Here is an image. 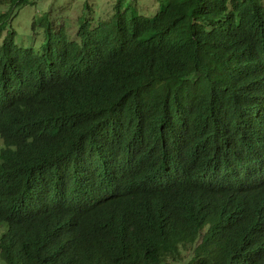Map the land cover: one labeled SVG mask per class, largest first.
<instances>
[{
	"label": "trees",
	"instance_id": "obj_1",
	"mask_svg": "<svg viewBox=\"0 0 264 264\" xmlns=\"http://www.w3.org/2000/svg\"><path fill=\"white\" fill-rule=\"evenodd\" d=\"M123 1L0 0V264H264V0Z\"/></svg>",
	"mask_w": 264,
	"mask_h": 264
},
{
	"label": "rangeland",
	"instance_id": "obj_2",
	"mask_svg": "<svg viewBox=\"0 0 264 264\" xmlns=\"http://www.w3.org/2000/svg\"><path fill=\"white\" fill-rule=\"evenodd\" d=\"M118 0H32L33 5L19 8L16 17L12 22L13 29L17 32L16 44L21 48H39L44 42L43 30L37 28L33 31L32 24L41 15L49 11L57 28L64 25L67 29L69 39L80 41L78 31L79 22L90 21L91 28L98 27L100 21L110 19L114 15V7ZM165 0H124L126 4H132L131 9H136L137 3L139 14L145 17H152L159 10V5ZM89 7V8H88ZM6 7H0V11H6ZM0 141V146H1ZM182 264V263H171Z\"/></svg>",
	"mask_w": 264,
	"mask_h": 264
}]
</instances>
